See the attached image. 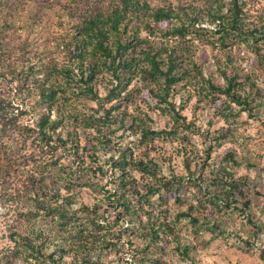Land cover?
<instances>
[{"label": "trees", "instance_id": "1", "mask_svg": "<svg viewBox=\"0 0 264 264\" xmlns=\"http://www.w3.org/2000/svg\"><path fill=\"white\" fill-rule=\"evenodd\" d=\"M83 2L86 7L80 6L79 0L41 3L0 0V74L15 79L16 94L29 108L25 112L35 117L19 130L16 125L9 126L11 114L0 115V195L4 193V207L8 205V212L12 213L6 229L9 241L0 249V264H32L33 259L34 264H63L65 255L75 248L112 242L113 237L105 233L112 223L103 222L97 204L82 203L79 207L74 204L78 187L93 186L86 181L93 166L86 163L85 152L96 154L99 146L108 144V133L116 132L129 121L128 106L136 94L142 95L147 90L148 96L174 122L171 129L155 130L147 120L140 118L137 123V118L133 117L129 126L133 128L137 123L142 141L152 136L176 134L179 126L191 128L193 123H187L181 108H176L172 100L181 84L200 89L202 97L214 99L217 94H224L231 103H249L251 92L242 93L241 90L245 84L250 86V82L239 81L237 72L222 71L225 85L205 77L194 50L198 36L205 35L208 43H219L220 46L227 41L244 43L257 53L261 62L264 61L261 49L264 25L251 27L244 0H204L203 8L198 11L191 4L179 5L173 1ZM41 4L45 8L43 14ZM52 23L55 26L50 39L53 44L39 48L36 55H27L31 45L29 33L48 29ZM162 23H166L164 27ZM102 82L105 83V94L99 87ZM11 100L5 105L10 107ZM88 101L96 102L104 111L100 115L87 111ZM98 108L90 107L95 111ZM113 122H119V125L114 128ZM66 124L74 128L65 135L59 128ZM80 126L94 128L85 145L80 143ZM223 136L225 134L221 133L217 140ZM29 138L32 150L28 157L13 153V149L25 145ZM216 144H220L219 140ZM61 150L64 154L59 153ZM210 153L211 149L207 155ZM111 160L119 168L118 184L114 189L115 201L121 208L119 216H127L128 222L134 225L143 222L144 205L140 200L144 195L129 166L133 165L156 180L147 185L145 194L154 195L165 190L175 193L176 200H181L179 195L185 184L190 181L198 185L197 180L202 178H195L194 172L188 180L174 173L160 175L159 163L153 158L134 159L133 153L128 154L125 150L116 158L112 155ZM226 160H233V155ZM99 168L103 169V166ZM212 172L215 174V193L205 199L198 196V211L201 206L207 208V204L217 211L235 209L237 203L243 205V210L251 206L250 198L228 165H219ZM18 173L22 176L14 180L13 176ZM193 206L177 213L175 219L188 217L197 225L200 217L193 215ZM39 218H45L47 223L36 226ZM54 224L63 228L69 237L65 238L66 244H58L52 251H46L55 239ZM206 228L213 238L224 233L223 229L215 233L220 228L217 220ZM161 231L174 232L175 229L170 221L150 222L145 235L154 242L160 239Z\"/></svg>", "mask_w": 264, "mask_h": 264}, {"label": "rangeland", "instance_id": "2", "mask_svg": "<svg viewBox=\"0 0 264 264\" xmlns=\"http://www.w3.org/2000/svg\"><path fill=\"white\" fill-rule=\"evenodd\" d=\"M9 1L11 3L16 0ZM35 1L49 2V0ZM156 1L161 3L173 1L179 5L191 4L197 11L203 8L204 2V0ZM244 1L251 27L259 28L264 25V0ZM79 3L80 6L86 7L83 0H79ZM41 5L40 10L43 14L45 8L43 4ZM165 24L162 23L161 26L164 27ZM48 29L29 33L31 45L27 55L30 57L36 55L43 46L53 44L50 39L54 34V24L52 23ZM198 38L194 50L205 77H211L216 84L225 85L222 71L229 74L237 72L239 81L250 82L251 87L245 84L244 90H241L242 93L251 92L249 103H231L224 94H217L214 99L210 96L202 97L198 91L200 89H195L193 85L181 84L177 87L172 100L176 108H181L187 123H193L191 128L179 126L176 134L152 136L142 141L141 131L136 126L140 118L147 120L155 130L171 129L174 122L171 116L148 96L147 90H144L142 95L136 94L134 101L128 106L129 121L116 132L108 133V144L105 147L99 146L96 154L85 150L86 163H91L93 166L86 176V181L93 186L88 184L83 188L78 187L74 204L75 207L81 206L82 203L91 206L97 204L103 222L112 223L109 231L107 232L106 229L105 233L113 237V240L110 244L75 248L65 255L63 264H139L141 261L142 264H155V261L158 264H264V246L255 244L256 240L264 243L262 239L264 237V61L261 62L257 53L244 43L231 44L227 41L225 45L220 46L219 43L215 45L208 43L205 35ZM261 44V49L264 51V39ZM103 82L99 87L105 94ZM17 87L14 78L0 74V97H2L0 115L2 117L11 114L9 126L16 125V129L20 130L21 126L32 122L35 117L25 112V109L29 108L21 100L22 97L17 96ZM9 100L12 101L10 107L5 105ZM87 103L90 105L87 108L89 112L100 115L104 111L103 108H98L94 101ZM90 107L99 110L95 111ZM117 111L115 110L116 113ZM15 113H18V117ZM148 116L150 119L147 118ZM133 117L137 118V123L132 128L129 124ZM112 125L115 128L119 122H113ZM73 128V125L66 124L59 130L65 134ZM78 129L81 145L87 144L91 138L89 133L94 131V128L80 126ZM221 133L225 136L219 137L220 144H216L217 136ZM210 145L213 147L209 148ZM210 149L211 153L207 155ZM31 150V138H29L25 145H18L12 151L28 157ZM124 150L128 154L132 152L134 159L153 158L159 163L160 175L169 176L170 173H174L183 175L188 180L191 172H194L195 178L198 176L202 178L200 181L197 180L198 185H193L190 181L185 184L184 190L179 195L181 200H176L175 193H167L165 190L154 195L145 194L147 185L153 184L156 180H152L149 175L143 174L133 165L129 166L133 177L136 178L138 188L144 195L140 200L144 205L141 212L143 222L140 225L131 224L127 216L124 218L119 216L121 208L115 201L114 192L118 184L119 168L115 166L111 157L112 155L118 157ZM63 152L61 150L59 153ZM230 155H233V160H226ZM233 161L239 164H232ZM98 165H102L103 169ZM219 165H228L240 181L242 189L251 201V206L246 210H243L241 203H237L235 209L222 208L221 211H217L211 204H207V208L201 206V209L197 210L198 196L205 199L215 193L213 192L216 189L213 184L215 174L212 171ZM20 176L22 173L13 176V179L16 180V177ZM2 194L0 195V249L9 241L6 229L12 214L8 212V205L4 207L3 202L6 197L4 193ZM191 204L194 205L193 215H199L200 222L197 225L192 224L188 217L176 220L177 213L188 210ZM214 220L220 224V228L216 229L215 233L220 229L224 230L223 234L215 238L206 228ZM162 221H170L175 231H161L160 239L150 242V237L145 235L149 230L150 222ZM46 223L45 218H39L36 226ZM143 223L146 226H143ZM52 229L55 239L46 247V251H52L69 237L57 224H54ZM144 256L146 258H143ZM32 261L34 264L35 260Z\"/></svg>", "mask_w": 264, "mask_h": 264}, {"label": "built area", "instance_id": "3", "mask_svg": "<svg viewBox=\"0 0 264 264\" xmlns=\"http://www.w3.org/2000/svg\"><path fill=\"white\" fill-rule=\"evenodd\" d=\"M262 239H264V237H262ZM261 242H263V241H257L256 244L260 245V246H264V243H261Z\"/></svg>", "mask_w": 264, "mask_h": 264}]
</instances>
